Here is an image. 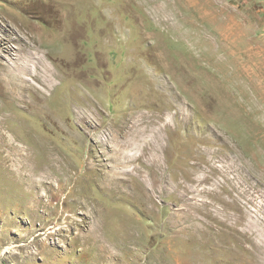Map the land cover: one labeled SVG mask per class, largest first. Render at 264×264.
Here are the masks:
<instances>
[{"label": "rangeland", "instance_id": "374dc122", "mask_svg": "<svg viewBox=\"0 0 264 264\" xmlns=\"http://www.w3.org/2000/svg\"><path fill=\"white\" fill-rule=\"evenodd\" d=\"M0 264H264V0H0Z\"/></svg>", "mask_w": 264, "mask_h": 264}, {"label": "bare ground", "instance_id": "6f19581e", "mask_svg": "<svg viewBox=\"0 0 264 264\" xmlns=\"http://www.w3.org/2000/svg\"><path fill=\"white\" fill-rule=\"evenodd\" d=\"M40 55L38 54V52H35V53H31V57L29 60L33 61L35 60L36 63L35 65L32 67L30 65H27V64H23L22 65V68L27 71L31 77H35L37 74V65L38 66H41L42 68H44L45 71L48 70V67H47V64H45L43 62V60L39 57ZM31 63V62H30ZM40 67V68H41ZM39 68V69H40ZM17 71H20L19 69H17ZM39 71V70H38ZM52 75V74H51ZM54 75V74H53ZM54 80H55V77L54 76H49L47 79L45 80H41V85L45 88V89H49L50 87L53 86L54 84ZM31 81V80H30ZM26 79H21L20 80V83H21V88L23 90V92H21L22 95H25L26 94V91L28 90L30 93H32L34 95V100H38V96H40L41 94V89L36 87L34 84H32V82H30ZM28 97V96H27ZM88 97V96H87ZM89 98V97H88ZM87 100L88 102L91 101L90 99H85ZM29 101V100H28ZM21 104H28L27 100H24V99H21L20 100ZM84 102V101H83ZM155 124V123H154ZM150 140V139H149ZM154 159V158H153ZM61 168V167H60ZM58 169V168H57ZM59 170V169H58ZM46 177V176H45ZM137 190V193L135 192V188L130 190L126 195L131 198V199H134V200H145L142 204L145 206L144 209H147V204H149V201H148V193L147 191H145V188L141 187V186H138V188L136 189ZM140 202V201H139ZM120 222H124V219ZM187 262V261H186Z\"/></svg>", "mask_w": 264, "mask_h": 264}]
</instances>
